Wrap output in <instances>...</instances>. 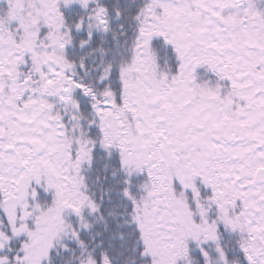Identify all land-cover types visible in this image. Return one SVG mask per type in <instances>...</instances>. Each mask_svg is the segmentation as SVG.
Segmentation results:
<instances>
[{"label": "snow or ice", "instance_id": "6c2138e0", "mask_svg": "<svg viewBox=\"0 0 264 264\" xmlns=\"http://www.w3.org/2000/svg\"><path fill=\"white\" fill-rule=\"evenodd\" d=\"M0 264H264V0H0Z\"/></svg>", "mask_w": 264, "mask_h": 264}]
</instances>
